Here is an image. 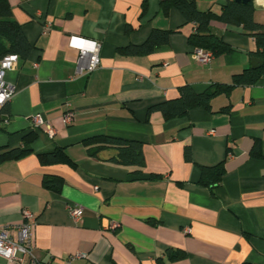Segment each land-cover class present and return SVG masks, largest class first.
<instances>
[{"label": "crops", "instance_id": "1", "mask_svg": "<svg viewBox=\"0 0 264 264\" xmlns=\"http://www.w3.org/2000/svg\"><path fill=\"white\" fill-rule=\"evenodd\" d=\"M142 1L8 0L32 47L4 73L14 91L0 109V152H30L0 162V226L17 225L25 221L23 209L31 212L33 259L23 255V264H64L76 253L82 255L71 264H264V77L216 95L210 111L193 107L168 120L158 111L146 114L182 85L201 92L229 83L251 67L254 39L213 19L210 30L232 50L199 62L187 43L192 24L174 8L163 15L159 0H144L141 13ZM194 1L215 13L226 2ZM252 2L254 20L264 23V0ZM154 28L175 31L148 54L117 52ZM70 36L99 43L93 71L75 73L78 51L68 45ZM67 109L74 112L68 125L61 118ZM35 114L52 135L31 125ZM31 130L35 138L23 145ZM95 135L138 142L143 166L111 161L110 146L90 155L82 140ZM255 142L259 156L251 152ZM56 147L73 164L39 162L38 153ZM222 159L220 183L199 184V166ZM45 176L62 179L58 192L43 186ZM72 205L81 208L78 220L68 213ZM176 249L183 256L168 259ZM0 264L18 263L0 257Z\"/></svg>", "mask_w": 264, "mask_h": 264}, {"label": "trees", "instance_id": "2", "mask_svg": "<svg viewBox=\"0 0 264 264\" xmlns=\"http://www.w3.org/2000/svg\"><path fill=\"white\" fill-rule=\"evenodd\" d=\"M144 10V0L141 3ZM159 11L166 15L171 8L176 9L183 17L184 23H191L193 30L187 36V43L192 48H198L211 53L212 56L229 53L232 49L221 37L214 34L209 28V22L213 19L225 24L239 26L242 31L253 37L255 49L249 52L251 58L262 61V65L256 68L247 67L239 73L231 76L229 83H212L201 92H196L190 85H182L178 88V95L172 99H166L148 106L146 114L158 111L164 120L184 116L193 107H203L210 111V101L218 94L227 95L235 86L250 85L264 77V23H259L253 18V2L246 3L226 0L221 5L218 13L210 8L200 10L194 0H159ZM175 30L157 29L150 31L146 39L140 44H129L117 48V52L126 55H144L152 52L155 48L164 45L168 41L169 34ZM31 44L26 40L20 25L11 14L8 0H0V57L5 54H15L23 59L31 49ZM229 104L222 106L219 111H228ZM36 133L31 130L22 137L23 145H28L35 138ZM87 146L90 155L106 148L113 147L115 154L111 161L122 165L143 166L144 160L140 144L136 141L126 140L106 135H95L82 140ZM258 144L255 142L251 150L253 155H260ZM30 152L29 148L17 147L0 152V162L10 159H18ZM188 149L184 151L185 159H189ZM39 162L43 164L65 162L73 164L71 158L61 147H56L51 152L37 154ZM224 160L211 166H199L198 183L209 188L217 186L224 173ZM136 170L135 174H140ZM149 177H158L151 174ZM62 179L58 176H45L42 184L55 192L60 190ZM182 250L167 251L168 259H177L183 256Z\"/></svg>", "mask_w": 264, "mask_h": 264}, {"label": "built area", "instance_id": "3", "mask_svg": "<svg viewBox=\"0 0 264 264\" xmlns=\"http://www.w3.org/2000/svg\"><path fill=\"white\" fill-rule=\"evenodd\" d=\"M68 45L76 48L78 51L76 74H87L93 71L99 65V43L94 40H88L81 37L70 36L68 38ZM193 56L199 62H206L211 59V53L203 51L198 48H192ZM15 54H5L0 57V109L10 100L13 95V86L4 80L5 71L11 69L16 62ZM62 121L64 124H70L74 119V112L71 109L65 110L62 114ZM1 121V120H0ZM5 122L6 119H3ZM30 123L33 127H42L49 135H52L53 129L49 124L45 123L40 115L35 114L31 116ZM212 130H210V133ZM69 215L78 220L81 214L80 206L72 205L67 208ZM21 215L25 221L17 225L0 226V257L8 261L23 264V255H27L33 259L31 254L30 240L32 236L33 216L31 212L23 209ZM15 234L12 235L11 231ZM82 254H73L64 260V264H71L72 260Z\"/></svg>", "mask_w": 264, "mask_h": 264}, {"label": "water", "instance_id": "4", "mask_svg": "<svg viewBox=\"0 0 264 264\" xmlns=\"http://www.w3.org/2000/svg\"><path fill=\"white\" fill-rule=\"evenodd\" d=\"M236 2H241V3H246L248 0H234ZM262 65V61L257 59V58H251L250 59V66L252 68H256L258 66H261Z\"/></svg>", "mask_w": 264, "mask_h": 264}]
</instances>
